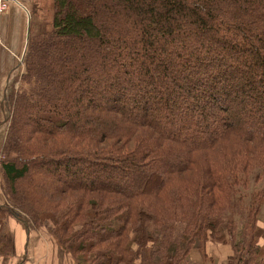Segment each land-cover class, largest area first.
Returning a JSON list of instances; mask_svg holds the SVG:
<instances>
[{
	"label": "trees",
	"instance_id": "16d2710c",
	"mask_svg": "<svg viewBox=\"0 0 264 264\" xmlns=\"http://www.w3.org/2000/svg\"><path fill=\"white\" fill-rule=\"evenodd\" d=\"M51 1L6 95L0 255L14 220L75 264H263L264 0Z\"/></svg>",
	"mask_w": 264,
	"mask_h": 264
},
{
	"label": "crops",
	"instance_id": "0c3cea01",
	"mask_svg": "<svg viewBox=\"0 0 264 264\" xmlns=\"http://www.w3.org/2000/svg\"><path fill=\"white\" fill-rule=\"evenodd\" d=\"M52 16L51 0H11L0 15V96L11 91L10 82L22 73V57L30 35L47 28ZM0 191V204L4 202ZM12 227H11V223ZM7 223L4 236L11 242V252L0 255V264H73L66 255L41 233L25 232L19 222ZM210 247V246H209ZM212 247L206 252L210 253ZM218 263L229 264L228 256ZM264 264V260H263Z\"/></svg>",
	"mask_w": 264,
	"mask_h": 264
},
{
	"label": "rangeland",
	"instance_id": "374dc122",
	"mask_svg": "<svg viewBox=\"0 0 264 264\" xmlns=\"http://www.w3.org/2000/svg\"><path fill=\"white\" fill-rule=\"evenodd\" d=\"M23 69H24V67H23ZM23 69H22V72H23ZM21 74H19L14 79L15 81L12 80L10 82L11 86L13 85V88L15 90L16 89L20 90L21 88L23 89V82L21 81ZM5 100H6V96H0V143H1V140H2V138H4V135L6 133V126H7L6 118H7V114H9V113H7V106L5 104ZM1 185L3 186V180L1 177V169H0V191L2 192ZM2 194H3V192H2ZM3 203H5V200ZM3 203H1V204H3ZM13 208L16 212L20 213V210L18 208H16V207H13ZM12 223H11V227H12ZM259 225L261 226V223H259ZM52 226L53 225L51 224V222L43 223V224H40L38 226H34L32 223H29L30 233L35 232V233L43 234L46 237V239L51 240L52 241L51 243L57 247L55 240L53 239V236L51 234ZM209 246L212 247V249H211V252L207 253V254L213 255V257H214L213 264L218 263V260H217L218 256L220 257V259H225V255L228 252V249H227L228 247L221 246V245H208L206 249L210 248ZM58 250H61V249L58 248ZM63 253L66 255V258L68 261L75 264L73 257L69 253H65V252H63ZM209 262H210V260L207 258V263H209Z\"/></svg>",
	"mask_w": 264,
	"mask_h": 264
},
{
	"label": "built area",
	"instance_id": "2783aa9c",
	"mask_svg": "<svg viewBox=\"0 0 264 264\" xmlns=\"http://www.w3.org/2000/svg\"><path fill=\"white\" fill-rule=\"evenodd\" d=\"M10 1L11 0H0V15L7 10Z\"/></svg>",
	"mask_w": 264,
	"mask_h": 264
}]
</instances>
